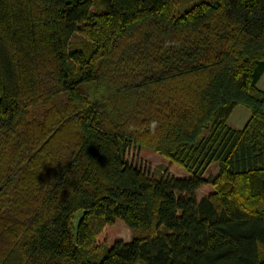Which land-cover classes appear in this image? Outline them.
<instances>
[{"label":"trees","instance_id":"obj_1","mask_svg":"<svg viewBox=\"0 0 264 264\" xmlns=\"http://www.w3.org/2000/svg\"><path fill=\"white\" fill-rule=\"evenodd\" d=\"M174 6L0 0V264H264V0Z\"/></svg>","mask_w":264,"mask_h":264},{"label":"rangeland","instance_id":"obj_2","mask_svg":"<svg viewBox=\"0 0 264 264\" xmlns=\"http://www.w3.org/2000/svg\"><path fill=\"white\" fill-rule=\"evenodd\" d=\"M174 8L176 13H182L188 9L191 5L199 1H210V0H173ZM242 108L246 109L247 116L249 115L247 121L251 117V111L240 105ZM246 125V124H245ZM128 160L140 167L144 168L146 171L151 174L155 173L160 176H173V177H187L190 176V173L184 168H181L180 165L172 163L166 157L160 155L159 153L151 150L148 147H143L142 149L133 147L127 150ZM218 164L214 163L210 166L204 173L205 177H208L211 173L215 174L218 170ZM214 188L211 184H206L198 191V197H201L203 194H206ZM134 233L130 227L121 219L116 220L113 224H104L102 230L100 231L98 237L96 238L95 244L110 246L116 240L130 241ZM103 251L102 248L99 249Z\"/></svg>","mask_w":264,"mask_h":264},{"label":"crops","instance_id":"obj_3","mask_svg":"<svg viewBox=\"0 0 264 264\" xmlns=\"http://www.w3.org/2000/svg\"><path fill=\"white\" fill-rule=\"evenodd\" d=\"M259 86L264 89V75L259 81ZM246 109L241 107L240 105L236 106L230 115L229 122L230 124L235 128H243L245 124L247 123V119L249 115L247 116Z\"/></svg>","mask_w":264,"mask_h":264}]
</instances>
